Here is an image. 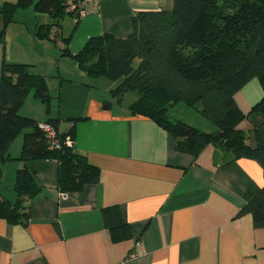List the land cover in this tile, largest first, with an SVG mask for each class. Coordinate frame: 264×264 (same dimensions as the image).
Segmentation results:
<instances>
[{"label":"crops","instance_id":"0c3cea01","mask_svg":"<svg viewBox=\"0 0 264 264\" xmlns=\"http://www.w3.org/2000/svg\"><path fill=\"white\" fill-rule=\"evenodd\" d=\"M16 1L0 0V6ZM172 5L173 0H87L81 6L84 15L60 19L31 5L6 25L0 36V75L3 62L26 64L46 83L47 98L35 96L30 87L19 114L37 123L50 120L61 133L72 131L75 151L99 175L79 191L61 192L56 160H20L23 135L32 130L24 129L0 163V195L16 201L14 181L24 166L39 189L21 203L25 221L0 218V264H264V227H255L249 213H238L244 195L264 186L260 163L224 158L213 144L197 156L175 150L171 133L133 112L136 92L128 103L129 92L118 100L110 92L112 81L87 75L73 57L91 37L130 34L138 11L171 10ZM44 25H51L49 38L35 35ZM2 27L0 17V33ZM65 49L69 54H63ZM262 96L256 77L234 93L244 115L236 128L249 134V141L252 128L264 120L262 112L252 110ZM167 115L217 131L200 102H176ZM111 205L118 206L130 230L117 241L102 218V209Z\"/></svg>","mask_w":264,"mask_h":264},{"label":"trees","instance_id":"16d2710c","mask_svg":"<svg viewBox=\"0 0 264 264\" xmlns=\"http://www.w3.org/2000/svg\"><path fill=\"white\" fill-rule=\"evenodd\" d=\"M74 4L68 9V2ZM82 0H17L0 6L4 33L15 14L29 6L49 13L54 19L65 14L79 16ZM51 25L39 26L35 35L49 38ZM132 31L125 37L104 33L87 40L74 59L87 75L105 77L113 82L110 92L118 100L136 92L130 104L133 112L146 115L174 138L175 150L192 156L208 144L223 152L224 158H250L260 163L264 175V120L249 134L236 128L244 117L234 93L252 78L262 84L263 96L252 108L264 115V0H173L171 10H141L131 17ZM66 42L68 39H64ZM63 54H69L67 49ZM135 59L138 64L133 65ZM30 87L35 96L46 99L42 75L31 72L26 64L1 65L0 75V163L8 158L12 141L26 128L20 160L54 159L58 162L57 187L61 192L79 191L97 180L99 170L75 151L74 134L58 132L60 146L50 147L39 123L19 114ZM183 102L202 104V113L216 126L205 132L181 120H171L168 108ZM69 137L70 145L65 143ZM1 180V170H0ZM11 203L0 195V218L9 223L26 219L21 203L33 197L39 187L24 166L17 170ZM239 214L249 213L255 227H264V186L246 193ZM102 218L113 241L130 235L117 205L102 209Z\"/></svg>","mask_w":264,"mask_h":264},{"label":"built area","instance_id":"2783aa9c","mask_svg":"<svg viewBox=\"0 0 264 264\" xmlns=\"http://www.w3.org/2000/svg\"><path fill=\"white\" fill-rule=\"evenodd\" d=\"M85 1H87V0H82L80 2V6H82ZM73 7H74L73 2L69 1L68 2V9H73ZM85 12L86 11H85L84 8L80 9L78 11L79 16L84 15ZM39 128L45 133L46 138H47V140L49 142V146L50 147L58 148L60 146L59 139L57 138V133H56L54 127H52L51 124H49V123H39ZM65 143L67 145L72 144L71 143V140L69 139V137H66L65 138Z\"/></svg>","mask_w":264,"mask_h":264},{"label":"rangeland","instance_id":"374dc122","mask_svg":"<svg viewBox=\"0 0 264 264\" xmlns=\"http://www.w3.org/2000/svg\"><path fill=\"white\" fill-rule=\"evenodd\" d=\"M20 14H17V17L19 16ZM68 19L67 17H65V20ZM138 64V59H135L134 62H133V65L136 66ZM135 95V92H129L128 94H126V101L128 103V101H131V97ZM138 96V95H137ZM179 108H176V110L174 111H177ZM190 111V112H189ZM178 113H182V114H185V115H188L192 113V110H183V109H179V111H177ZM180 113V114H181ZM249 142H253V141H249Z\"/></svg>","mask_w":264,"mask_h":264}]
</instances>
